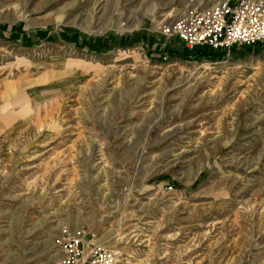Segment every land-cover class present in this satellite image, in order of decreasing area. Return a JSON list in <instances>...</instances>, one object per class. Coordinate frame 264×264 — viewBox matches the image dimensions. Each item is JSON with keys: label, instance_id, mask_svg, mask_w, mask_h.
<instances>
[{"label": "rangeland", "instance_id": "obj_1", "mask_svg": "<svg viewBox=\"0 0 264 264\" xmlns=\"http://www.w3.org/2000/svg\"><path fill=\"white\" fill-rule=\"evenodd\" d=\"M220 1L0 0V264H59L63 226L120 264H264V43L162 32Z\"/></svg>", "mask_w": 264, "mask_h": 264}, {"label": "built area", "instance_id": "obj_2", "mask_svg": "<svg viewBox=\"0 0 264 264\" xmlns=\"http://www.w3.org/2000/svg\"><path fill=\"white\" fill-rule=\"evenodd\" d=\"M162 32L176 38L189 52L229 57L234 47L264 43V0H221L198 6L163 25ZM161 58L167 61L168 53ZM55 245L62 252L59 264H120L119 253L93 232L63 226Z\"/></svg>", "mask_w": 264, "mask_h": 264}, {"label": "trees", "instance_id": "obj_3", "mask_svg": "<svg viewBox=\"0 0 264 264\" xmlns=\"http://www.w3.org/2000/svg\"><path fill=\"white\" fill-rule=\"evenodd\" d=\"M204 53H205V52H204ZM209 53H211V54L213 53V54H216V55H220V53H214V52H209ZM206 54H207V53H206ZM206 54H205V55H206Z\"/></svg>", "mask_w": 264, "mask_h": 264}, {"label": "bare ground", "instance_id": "obj_4", "mask_svg": "<svg viewBox=\"0 0 264 264\" xmlns=\"http://www.w3.org/2000/svg\"><path fill=\"white\" fill-rule=\"evenodd\" d=\"M95 31V30H94Z\"/></svg>", "mask_w": 264, "mask_h": 264}]
</instances>
